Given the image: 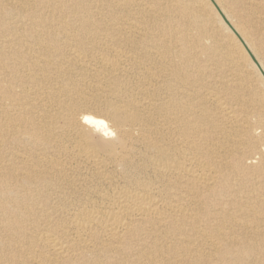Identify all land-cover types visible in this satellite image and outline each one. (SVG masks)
<instances>
[{"label":"bare ground","instance_id":"6f19581e","mask_svg":"<svg viewBox=\"0 0 264 264\" xmlns=\"http://www.w3.org/2000/svg\"><path fill=\"white\" fill-rule=\"evenodd\" d=\"M213 2L0 0V264H264V0Z\"/></svg>","mask_w":264,"mask_h":264},{"label":"water","instance_id":"95a60500","mask_svg":"<svg viewBox=\"0 0 264 264\" xmlns=\"http://www.w3.org/2000/svg\"><path fill=\"white\" fill-rule=\"evenodd\" d=\"M213 2V0H211ZM214 3V2H213ZM216 6V5H215ZM217 10L219 11V13L221 14L222 18L224 19L225 23L231 28V30L238 36V34L236 33V31L234 30V28L232 27V25L229 23V21L225 18V16L222 14L221 10L216 6ZM239 37V36H238ZM240 39V37H239ZM241 40V39H240ZM241 42L243 43V41L241 40ZM248 50V48H247ZM252 60L255 62V64L259 67V69L261 68L259 63L257 62V60L255 59V57L251 54V52L248 50ZM264 75V73H263Z\"/></svg>","mask_w":264,"mask_h":264},{"label":"snow or ice","instance_id":"6c2138e0","mask_svg":"<svg viewBox=\"0 0 264 264\" xmlns=\"http://www.w3.org/2000/svg\"><path fill=\"white\" fill-rule=\"evenodd\" d=\"M84 121L85 123H88V124H93V123H96L95 120H93V118L91 116H84ZM100 123H103V121H100Z\"/></svg>","mask_w":264,"mask_h":264}]
</instances>
